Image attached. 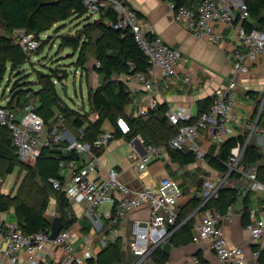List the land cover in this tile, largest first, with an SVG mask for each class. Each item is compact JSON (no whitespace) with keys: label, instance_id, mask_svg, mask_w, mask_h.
Here are the masks:
<instances>
[{"label":"built area","instance_id":"2783aa9c","mask_svg":"<svg viewBox=\"0 0 264 264\" xmlns=\"http://www.w3.org/2000/svg\"><path fill=\"white\" fill-rule=\"evenodd\" d=\"M109 1V2H108ZM173 10L174 20L187 32L198 39L213 45H220L224 34L218 29L219 24L233 28L236 43L233 45V76L227 83L211 95V104L207 110L200 111L194 118L189 107L180 104H169L165 116L169 124L176 125V133L167 141L159 144H148L143 153H130L128 157L138 172H142L153 156H160L169 149L190 151L197 158H205L206 152L197 142L198 136L211 130L212 142L216 149L233 136V129L228 127L230 120L241 124L236 105L237 81L236 74H249L251 63L264 55V29L250 27V13L246 0H200L196 6L177 5L168 0ZM89 13L97 15L99 9L109 4L117 13L114 28L128 30L145 56L148 68L146 71H136L127 77V82L137 83L146 90H151L154 81L149 76L151 70H158L165 78L175 77L177 70L187 61L180 51L167 43L153 29H147L140 22L136 12L120 0H83ZM108 6V5H107ZM1 34V29H0ZM23 52L30 54L39 45L34 33L25 28H16L10 34ZM97 63V62H96ZM98 64V63H97ZM187 87L196 88L193 71L188 69L183 77ZM127 83V85H128ZM135 103V100H131ZM157 100L150 97L145 106L136 110L139 116H146L154 109ZM35 103H26L16 114L0 101V126L10 130L12 145L21 162L34 161L40 153V147H55L67 142L64 147L73 150L78 160L60 162V167L67 168L69 174L63 182L57 178H49L53 189L62 190L68 203L73 208L85 204L84 215L91 223L94 232L104 228V219H108L111 239L119 235L120 224L129 215L140 208H148L149 217L145 220L132 222L128 244L137 255V264L151 255L152 249L161 246L169 240L173 231L181 223L179 215V200L183 192L177 180L164 176L153 186L134 188L123 180L115 167H107L96 156L95 149L107 147L114 138L113 130L104 129L92 144L80 143L69 130L59 132L58 124L51 125L46 130L43 118L35 111ZM260 114L258 112L257 116ZM56 119L61 121L62 114L57 113ZM115 126L122 136L130 133V125L124 116H118ZM246 142L249 141L254 123H246ZM233 134V135H232ZM243 148L239 145L231 149L226 162L228 171H239L242 175L250 174L241 165ZM242 166V168L240 167ZM95 174V177L92 175ZM247 177V176H246ZM252 179V178H251ZM0 183L2 180L0 178ZM251 188L262 195L258 208L248 210L246 229L253 241H264V181L253 179ZM215 192L206 196L203 203ZM109 203L111 208H106ZM105 218L102 220L101 215ZM47 214L55 216L49 208ZM51 216V217H52ZM230 213L220 214L213 208L206 209L199 221L194 224L191 240L194 243H206L218 259V264H250L242 246L231 245L224 235L221 223L232 220ZM53 219V218H52ZM73 226V225H72ZM70 228H62L54 240L48 239L49 227L35 232H24L15 220H7L0 211V256L2 262L8 259L16 264L19 253L25 254L26 264H87L86 259L75 251L74 242L81 238L85 244L92 242L93 233H75ZM259 252H255L258 258ZM196 256L184 264H198ZM1 264V263H0ZM253 264H261L258 259Z\"/></svg>","mask_w":264,"mask_h":264},{"label":"trees","instance_id":"16d2710c","mask_svg":"<svg viewBox=\"0 0 264 264\" xmlns=\"http://www.w3.org/2000/svg\"><path fill=\"white\" fill-rule=\"evenodd\" d=\"M173 1L177 5L190 6L187 4L188 0ZM246 1L250 13V27L264 29V0ZM124 4L128 3L124 2ZM136 14L140 15L138 12ZM68 19H81L83 22L76 34H57L59 47L70 49L76 55L75 65L77 67L85 69L90 55L95 60L93 71L98 76V84L96 87H88L87 110H77L68 106L59 95L55 80L61 82L68 78L65 68L48 67L47 72L36 70V80H29L28 76L24 77L25 72L22 75L18 73L24 69L23 66L29 61L30 54L39 55L42 52L47 39H42L40 35L50 29L57 33L62 26L60 23ZM116 20L117 13L111 7L100 8L95 17L94 14L89 13L83 0H0V29L2 32L0 34V82L4 78L7 66L18 74V79L13 82L7 96L3 99L5 106L19 114L26 103L35 101V111L43 118L46 128L54 124L61 126L62 122H66L76 133V139L80 143L92 144L103 130V123L107 120L115 125L118 116L126 117L130 125L128 137L140 135L146 144L156 145L167 142L176 133L177 126L168 123L164 105L150 109L146 116L127 115V107L132 96L127 82L120 76H129L136 71H146L148 63L132 34L128 30L112 26ZM16 28H25L28 32L34 33L43 46L30 54L23 52L15 39L9 35ZM211 100V96L201 99L199 112L207 110ZM259 106L260 102L256 104L252 117L256 116ZM156 111L161 112L160 116L155 114ZM57 113L62 114L61 121L54 119ZM257 123L264 125V112L261 111L257 116ZM114 130V135L119 137L121 134L115 126ZM246 138L247 135L243 132L226 139L218 155L210 153L205 155L207 164L220 173H226L228 171L226 162L231 149L237 145L243 148L240 162L244 168L258 163L264 158V154L257 145L251 142L245 143ZM66 145L67 142L55 147L44 146L35 158L34 166L29 169V177L21 181L16 192L13 194L0 192V211L7 212L13 209L14 220L26 233L50 226L51 221L45 217L44 213L53 196L56 203L55 211L61 217L63 227L70 228L77 220L65 193L62 190L53 189L49 182V178H57L63 182L60 162L78 160L73 150L64 148ZM101 150H94L96 156ZM167 153L172 161L181 165L193 163L197 158L190 151L169 149ZM1 160L6 162L5 176L12 173L15 165L21 162L12 145L10 130L0 126ZM241 177V172L231 171L229 179L236 181L234 186L221 185L204 203L201 198L195 197L192 199V205L199 208V211L213 208L220 214H226L230 208L235 209L239 193L237 184L244 186L240 181ZM255 179L264 181V165L257 166ZM250 194L249 190L242 204L241 212H243L245 224L248 221ZM108 222L107 219L104 223L105 227ZM191 228L190 219L181 225V231L190 232ZM109 233V228H107L106 235ZM175 236L176 234H173L169 239L177 244ZM117 240L118 237L106 242L96 257L86 260L87 264L120 262L121 254ZM152 255V259L157 264H164L168 260V254L160 246L153 250ZM258 261L264 264V248L259 250Z\"/></svg>","mask_w":264,"mask_h":264},{"label":"crops","instance_id":"0c3cea01","mask_svg":"<svg viewBox=\"0 0 264 264\" xmlns=\"http://www.w3.org/2000/svg\"><path fill=\"white\" fill-rule=\"evenodd\" d=\"M120 1L127 2V6L133 8L140 14L138 18L147 29H153L156 33L160 34L167 43L180 51L182 57L187 59L183 66L177 70L175 77L165 78L160 75L158 70H151L149 76L154 81L151 90H146L137 83L130 84L127 82L126 76H120L121 79L128 83L132 96L131 100H135V103L130 100L127 107V115L139 116L136 114V110L140 106H145L150 97H154L157 100L156 106L164 105L167 108L169 104L185 105L190 108L193 117L196 118L199 113V101L203 98L210 97L215 89L225 85L233 76L232 48L236 43L235 31L226 24H219L217 27L223 32L224 40L220 45H213L196 38L177 23L174 20L173 10L168 0ZM199 1L188 0L187 4L193 7ZM76 68L80 67L76 66ZM188 69L193 71L196 88L187 87L183 82V77ZM234 78L237 81L238 102L236 108L242 121L241 124L237 125L233 120H230L228 127L233 129L234 135H232L236 136L243 132L246 133V123L253 122L255 129L251 136H249L248 143L251 142L257 145L262 154H264V125L257 123L258 112H264V55L259 56L251 63V72L249 74H236ZM59 87L62 88L63 86L59 85ZM241 91L243 94L240 93ZM59 95L61 96V94ZM259 102L258 112L255 117H252L253 110ZM155 114L160 116L161 112L156 111ZM114 126V124L106 120L102 128L103 130H113L115 134ZM60 128L63 129L62 131H72L69 126L63 124H61ZM114 138L115 141L112 142L111 140L109 145L99 151L97 156L105 166L115 167L120 172L123 180L130 186L134 188L153 186L162 177L168 176L177 180L182 189L183 197L179 200L178 204L180 215V221L178 223L181 224L172 233V235L176 234L175 241L178 243L175 244L169 239L172 248L169 253H166L168 254V260L164 264H184L192 256L198 258V264H218L217 257L208 248L206 243H194L191 240L193 226L204 213V211H199V208H195L192 205V199L196 197L204 201L206 196L211 192H215L221 185L234 186L236 181L229 179L230 172L227 171L223 174L216 171L207 164L205 158H196V161L193 163L181 165L170 159L167 153L168 151L160 154V156H153L146 168L142 172H138L128 155L133 152L140 154L145 152V147L148 144L144 142V139L140 135L134 137L122 135L116 137L114 135ZM197 142L206 154L218 155L220 152L221 147L216 149L214 142H212L211 130L203 131L198 136ZM258 165H264V158L245 169L250 174V177L248 175H246L247 177L242 175L240 179L241 183L251 191L248 209L258 208L262 202V195L251 188ZM240 167L242 168L241 165ZM60 168V174L65 180L69 174V170L67 168ZM62 169L67 174H64ZM95 176V174L92 175V177ZM198 185L200 186L198 187ZM49 207L55 213L54 215H56L54 206L49 204ZM84 207L85 204L73 207L77 220L71 230L78 234L89 231L93 233L91 223L84 215ZM106 208H111V206H106ZM237 209H239V212ZM98 213V215H101V210ZM227 213L233 215L232 220L223 221L220 225L228 243L242 246L248 262L253 264L258 259L255 252H259L261 248H264V241L255 242L252 240L249 231L246 229V224L243 220L244 215L241 214L239 206L235 209L230 208ZM4 214L7 220H14L13 209H9ZM44 215L46 218L52 216V214L47 213ZM52 217L54 218V216ZM101 217L102 220L105 218L103 215ZM148 217V208H140L133 211L128 219L120 224L117 242L119 244L121 261L115 264H137V255L128 244L130 229L133 221L145 220ZM189 219L192 224L191 231H181V225ZM105 222L106 219H104ZM106 229L107 226H104L100 242L96 241V236L92 237L90 244H85L81 238L76 240L74 242V248L78 255H81L86 260L90 257H96V253H100L102 247L105 245L101 246L100 244L104 243L105 239H108L106 242L113 240L111 239V233L106 235ZM155 248L152 249L151 255L139 264H157L152 259V253ZM18 255L16 264H26L25 254L20 252ZM1 260L2 258L0 256L1 264H12L8 259H5L3 262Z\"/></svg>","mask_w":264,"mask_h":264},{"label":"rangeland","instance_id":"374dc122","mask_svg":"<svg viewBox=\"0 0 264 264\" xmlns=\"http://www.w3.org/2000/svg\"><path fill=\"white\" fill-rule=\"evenodd\" d=\"M107 5L105 7H111L109 4ZM94 16L96 17L97 15H94ZM82 22L83 21L81 19L79 20L68 19L64 23L63 22L60 23L62 24V26H61V29L57 33L53 29H50L47 32L42 33L40 36L42 39L44 38L47 39L46 44H44L45 46L42 47L43 44L39 42V45L36 48L38 49L42 47V52L39 55L30 54L29 61L23 66L24 69L18 72L19 75H22L25 72L24 77L28 76L29 80L30 79L36 80V76H35L36 70L40 72H47L48 67L54 68L57 66H61L65 68L68 74V78L64 79L61 82L55 80L56 88H57L58 93L61 94L63 101L68 106L75 108L77 110H82V109L87 110L88 109V99H87L88 87L89 86L95 87L98 84V76L93 71L95 60L93 56L90 55L88 58V62L85 64V67H86L85 69L84 67L76 68L75 54H73V52L70 49H67V48L61 49L59 47V40H58L57 34L58 33L76 34V32L80 29ZM17 79H18V74L16 73V71L10 70V66H7V70L4 75V78L2 82H0V100L4 102L3 99H5V97L7 96L9 92V89L13 85V82ZM59 85L66 86L67 96H63V93L61 90L62 88L59 87ZM240 93L243 94L242 91ZM61 124L68 126L66 122H62ZM47 129L48 127L46 128V130ZM62 130L63 129L60 128L59 132H62ZM71 132L74 135H76V133L73 130ZM113 141H115V138L112 139V142ZM43 147L44 146L40 147V151L42 150ZM5 165H6V162L1 160L0 161V178H2L3 182L0 185V192L13 194L16 192L21 181L24 180V178L29 177V169H31L34 166V161L17 163L12 173L8 174L7 176H5ZM62 172L64 174H67V172L64 169H62ZM49 204H52L54 206V209L56 210V203H55L54 196L53 198L50 199ZM104 205L110 206L109 203H105ZM55 216H57V214ZM50 218H53V217H49L48 219ZM51 220L52 219H50V221ZM103 229H101L100 231H96L92 236V237L96 236L97 242H100V239L102 238ZM107 240L108 239H105L104 243L100 245L101 246L104 245Z\"/></svg>","mask_w":264,"mask_h":264},{"label":"water","instance_id":"95a60500","mask_svg":"<svg viewBox=\"0 0 264 264\" xmlns=\"http://www.w3.org/2000/svg\"><path fill=\"white\" fill-rule=\"evenodd\" d=\"M61 90H62L63 96H67L66 86H63ZM237 189H238L239 193H238V198H237V202H236L237 205H235V207L239 206L240 210L242 211V208H243L242 204L244 203V201L248 195L249 190H248V188L242 186L240 183L237 184ZM237 210L239 212V209H237ZM241 214H243V212H241ZM62 228H63V221H62L61 217L58 215L54 216V218L51 220V223H50L48 239L54 240L57 233ZM161 248L165 253H169V251L172 248V244L170 243V240H167L166 242H164L161 245ZM98 254H99V252L96 253V255H98Z\"/></svg>","mask_w":264,"mask_h":264}]
</instances>
